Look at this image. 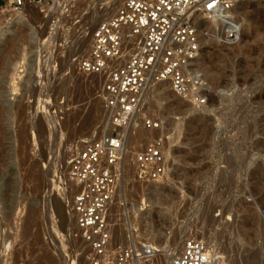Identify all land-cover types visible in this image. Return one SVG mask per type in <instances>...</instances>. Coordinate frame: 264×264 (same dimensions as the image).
Masks as SVG:
<instances>
[{
    "label": "rangeland",
    "instance_id": "1",
    "mask_svg": "<svg viewBox=\"0 0 264 264\" xmlns=\"http://www.w3.org/2000/svg\"><path fill=\"white\" fill-rule=\"evenodd\" d=\"M122 2L110 6L112 14ZM97 5V0H58L53 13L44 15L29 4L15 35L0 40V264H89L88 246L73 212L69 216L78 187L68 170L75 146L105 134L112 112L104 78L82 75L74 63L87 53L79 52L81 35L102 21L100 12L93 22L87 18ZM238 9L233 14L251 24L246 48L233 58L234 45H217L216 51L228 54L222 68L227 78L209 80L214 98L206 107L173 96L165 86L141 103L110 219L116 248L135 240L162 251L143 264H166V245L178 230L180 245L171 250L168 264L189 238L208 241L219 264H247L246 254L264 241L262 226L258 246L245 243L237 260L226 252V221L235 219L241 206L264 224V0H240ZM5 29L0 19V32ZM201 29L211 32L205 41H213L219 30L213 22H203ZM205 44L201 61L211 64L214 44ZM152 118L164 123L169 136L170 172L150 185L139 180L133 154L150 136L143 120Z\"/></svg>",
    "mask_w": 264,
    "mask_h": 264
},
{
    "label": "built area",
    "instance_id": "2",
    "mask_svg": "<svg viewBox=\"0 0 264 264\" xmlns=\"http://www.w3.org/2000/svg\"><path fill=\"white\" fill-rule=\"evenodd\" d=\"M240 0H125L92 32L90 52L74 61L78 73L103 77V91L111 115L106 133L75 146L68 176L78 188L71 202L78 234L88 246L89 264H143L162 251L132 240L113 245L111 207L118 193L130 136L146 90L169 82L175 94L197 107L214 98L210 81L200 71L206 42L201 25L224 21L226 36L235 39L233 11ZM58 0H0V19L12 27L30 4L42 14L53 13ZM211 32L206 33L205 36ZM234 41H225V44ZM150 134L133 154L139 180L162 183L170 172L169 136L159 119H144ZM156 134V135H154ZM172 264H216L212 249L201 239L185 240Z\"/></svg>",
    "mask_w": 264,
    "mask_h": 264
},
{
    "label": "bare ground",
    "instance_id": "3",
    "mask_svg": "<svg viewBox=\"0 0 264 264\" xmlns=\"http://www.w3.org/2000/svg\"><path fill=\"white\" fill-rule=\"evenodd\" d=\"M98 1V5L96 6V8H94L92 11H90V13L88 14V16H87V18L89 19V18H93V20H91L92 22L93 21H95L96 20V18H97V15H96V13L97 12H100L99 13V16H98V18H101L100 19V21L102 20L103 21V19L105 20V19H107V18H109V17H111L113 14H114V12H113V14H112V11H113V8H114V5H113V7H111L110 8V6L112 5V4H115V5H117V3L120 1V0H97ZM117 1V3H115ZM125 0H123V2H124ZM122 2V3H123ZM62 3V2H61ZM122 3L120 4V5H122ZM120 5L116 8V10H115V12L117 11V9L120 7ZM240 6V1H239V3L237 4V6L235 7V9H234V11H233V13H238V11H239V9H238V7ZM111 12V15L110 16H107L108 15V13H110ZM246 14V13H245ZM26 15V14H25ZM243 15V14H242ZM93 16V17H92ZM25 17L26 16H24V17H19V19L16 21V23L12 26V27H9V30H8V27H7V29H5V30H7V31H1L0 32V40L2 39V37H4V36H7V35H9V32L10 33H14L13 35H15V29L14 28H16V27H18L19 25H21V24H23L24 22H25ZM232 17H233V19H234V25H236L237 27H238V31H239V33H238V36L235 38V39H229V38H227V36H226V27H224V21H222V20H220V19H213V20H206V21H204V22H213V24H215L216 26H218V28H219V30H218V33H216L215 34V36H212V38H213V41H215V42H212L213 44H214V48H215V51L213 52V53H210L209 52V54H208V58L212 61V63L210 64V63H208V62H206L204 59L201 61V62H199V67H200V71L201 72H203V74L206 76V78H210L209 80H213V79H215V80H219V79H221L222 80V78L223 79H225L224 77H226L225 75H226V73H224L223 72V67H224V63H225V58H226V56L228 55V54H224V55H221V53H220V51H216V47H218L217 45L221 42V41H223L222 43H223V46L225 47V45L226 46H228V45H231V47H232V45H234L233 46V48L232 49H234V50H236L235 51V55L233 54V58H234V56H236L238 53H241V52H243L244 51V49L246 48V41H245V38H246V34L250 31V29H251V24L246 20V19H244V18H242L241 16H239L238 14H236V15H232ZM247 18V17H246ZM101 21V22H102ZM83 22V21H82ZM98 22V21H97ZM99 23V22H98ZM98 23H96V26L98 25ZM85 24V23H84ZM207 24V23H206ZM96 26H94V27H96ZM209 26V25H208ZM87 27H90V26H87ZM204 28V27H203ZM89 29V28H88ZM1 30H4L3 28L1 29ZM93 30H94V28H93ZM92 30V31H93ZM205 30V29H204ZM204 30H202L201 29V32H202V34H204L203 36V41H205V38H206V36H205V31ZM82 31V30H81ZM87 31V30H86ZM86 31H84L83 32V34L81 35V37H82V39H81V41H80V43L78 44V47H80V49H79V52L81 51V52H83V50L85 49V50H87V53L86 54H88L89 52H90V49L88 48V42H89V44L92 42L91 41V38H92V31L90 32V34H88V32H86ZM89 31V30H88ZM16 38H13V39H11L12 41H16V44H15V46H17V42L19 41V38L17 37V36H15ZM91 41V42H90ZM225 41H234L233 43H231V42H229L228 44H225ZM244 41H245V43H244ZM221 43V44H222ZM220 45V44H219ZM222 46V47H223ZM87 48V49H86ZM221 48V47H220ZM228 49H230V48H228ZM222 50V49H221ZM73 51V50H72ZM77 51V50H76ZM223 51V50H222ZM229 51V50H228ZM204 52H205V50H204ZM220 53V56H219V58L217 57L218 56V54ZM85 54V55H86ZM242 54V53H241ZM84 55V56H85ZM83 56V57H84ZM229 58V57H228ZM231 59H232V57H231ZM207 60V59H206ZM224 61V62H223ZM231 61V60H230ZM229 63V62H228ZM18 65H20V64H16L15 65V68H14V71H15V73H17V72H19V69H20V67L18 66ZM226 67H227V65H226ZM220 68V69H219ZM228 76V75H227ZM14 77H16V76H14ZM13 77V82H14V80H16V78H14ZM227 78V77H226ZM18 79V78H17ZM223 81H227V80H223ZM17 83V82H16ZM17 85V84H16ZM15 83H13L11 86L13 87V89H11V92H14L15 90H16V88H15ZM163 86H165V87H167V88H169L170 89V91L172 92L171 94L173 95V94H175L174 92H173V90H172V88H171V85H170V83L169 82H166V83H160V84H155V85H152V86H150L147 90H146V92H145V94H144V97H143V99H142V102L143 101H146L148 98H149V96L153 93V90L155 91V89L156 88H158L157 90H159V88L161 89ZM13 90V91H12ZM162 90V89H161ZM9 94H10V92H9ZM175 95H177V94H175ZM174 96V95H173ZM150 99V98H149ZM104 102V101H103ZM141 102V103H142ZM101 103V102H100ZM140 106H141V104H140ZM143 106V105H142ZM142 109V107H140V109L139 110H141ZM141 112V111H140ZM135 122V121H134ZM130 141H131V136H130ZM127 153H128V155H127V158H126V160L124 161V163L127 161V159L130 157V155H129V148H128V151H127ZM117 195V194H116ZM262 200V199H261ZM264 200V199H263ZM263 202V201H262ZM260 204V203H259ZM263 205V204H262ZM247 206L246 205H243V206H241L238 210H237V213H236V218L235 219H232V220H227L226 221V225H227V232H226V249L228 250V251H226L227 253L230 251V254H231V252H232V254L235 256L234 258H236V256L238 255H240V253H241V248L243 247V245L245 244V243H250V245L251 244H253V245H255V244H258V243H254L255 242V239L256 238H259V237H261V236H263V235H261V232H262V230L260 231V228L262 227V226H264V224H262L261 223V221L259 220V218H258V215L256 214V213H254L253 215H251V216H248L247 215V213L246 212H249V210H247V209H249V208H247ZM251 210H253V209H251ZM70 211V210H69ZM69 211H67V212H69ZM71 213H69V216H72V210L70 211ZM244 213L243 214V216L241 217V220H237V217H238V213ZM67 214V213H66ZM250 214V213H249ZM252 214V213H251ZM256 214V215H255ZM69 216L68 215H65L64 217H67V222L68 223H70V219H68L69 218ZM72 222V221H71ZM76 225V224H75ZM186 229V228H185ZM197 229V228H196ZM182 230H184V229H182ZM198 231V230H197ZM225 231V230H224ZM77 232H78V230H77ZM184 232V231H183ZM200 232V231H199ZM204 233V232H203ZM225 233V232H224ZM263 233V232H262ZM202 234V233H201ZM181 235H182V232L181 231H177L176 232V234L172 237V238H170V240H168V243H167V245H166V250L168 251L167 253H166V257H165V259L166 260H169L170 259V257L173 255V253H171V250L173 249H176L177 248V246L179 247V245H180V240H181ZM207 236V235H206ZM196 238V237H195ZM262 239H264V237H261ZM198 239H201V238H198ZM187 240V239H186ZM201 240H203L207 245H208V247L209 248H211L210 247V245L208 244V241H205L204 239H201ZM263 241V240H262ZM185 242V241H184ZM221 244V243H220ZM224 244V243H223ZM183 246H184V243H183V245L181 246V249L179 250V252L182 250V248H183ZM255 246H258V245H255ZM254 246V247H255ZM219 249V248H218ZM217 249V250H218ZM250 249V248H249ZM172 250V251H173ZM251 250V249H250ZM175 251V250H174ZM222 251V250H221ZM243 251V250H242ZM245 251V250H244ZM246 251H248V250H246ZM179 252H177V254L179 253ZM162 253V252H161ZM244 252H242V254H243ZM160 254V253H159ZM177 254H175V256L177 255ZM217 254L218 253H216L215 251H212V257L216 260V264H219V263H221V262H219L220 261V259H221V257H218L217 256ZM158 255V254H157ZM156 255V256H157ZM244 256H245V254H243ZM242 256V255H241ZM241 258H243V257H241ZM238 258H236V260H237ZM164 261L163 263H166V264H168L167 263V261ZM235 260V261H236ZM244 260H245V258H244ZM233 261V260H232ZM246 262H247V264H264V241H263V243L260 245L259 244V246L255 249L254 248V250H252V251H249L248 252V254H246ZM245 262V263H246ZM172 264V263H171Z\"/></svg>",
    "mask_w": 264,
    "mask_h": 264
}]
</instances>
